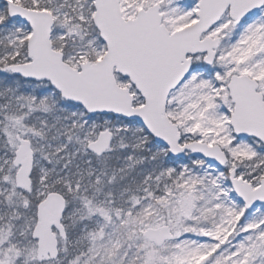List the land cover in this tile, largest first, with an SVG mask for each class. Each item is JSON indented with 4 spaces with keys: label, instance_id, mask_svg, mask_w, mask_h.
I'll return each instance as SVG.
<instances>
[{
    "label": "snow or ice",
    "instance_id": "1",
    "mask_svg": "<svg viewBox=\"0 0 264 264\" xmlns=\"http://www.w3.org/2000/svg\"><path fill=\"white\" fill-rule=\"evenodd\" d=\"M0 264H264V0H0Z\"/></svg>",
    "mask_w": 264,
    "mask_h": 264
}]
</instances>
